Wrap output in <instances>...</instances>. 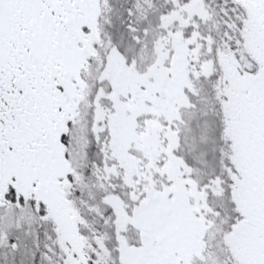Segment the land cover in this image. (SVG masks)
Wrapping results in <instances>:
<instances>
[{"label": "snow or ice", "instance_id": "snow-or-ice-1", "mask_svg": "<svg viewBox=\"0 0 264 264\" xmlns=\"http://www.w3.org/2000/svg\"><path fill=\"white\" fill-rule=\"evenodd\" d=\"M0 264H264V0H0Z\"/></svg>", "mask_w": 264, "mask_h": 264}]
</instances>
